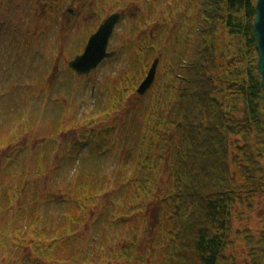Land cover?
<instances>
[{
    "label": "rangeland",
    "instance_id": "obj_1",
    "mask_svg": "<svg viewBox=\"0 0 264 264\" xmlns=\"http://www.w3.org/2000/svg\"><path fill=\"white\" fill-rule=\"evenodd\" d=\"M176 2L187 1L0 0V186L20 187L0 209V224L14 235L15 221L36 218L18 256L4 252L0 264H101L134 236L138 255L159 252L158 202L139 199L127 180L137 172L144 110L169 77V28L182 10ZM190 4L185 28L215 21L203 14L205 0ZM114 12L121 19L108 51L116 54L79 75L69 61ZM216 24L221 49L228 35ZM156 57L155 81L141 95L137 89ZM118 91L125 92L120 104ZM232 214L220 264H264V192L239 202ZM44 227L47 238L37 240ZM55 236L65 237L56 247L65 260L30 246H48ZM152 258L147 264H160Z\"/></svg>",
    "mask_w": 264,
    "mask_h": 264
},
{
    "label": "trees",
    "instance_id": "obj_2",
    "mask_svg": "<svg viewBox=\"0 0 264 264\" xmlns=\"http://www.w3.org/2000/svg\"><path fill=\"white\" fill-rule=\"evenodd\" d=\"M186 1L175 3L182 10L169 28V77L144 110L137 172L127 180L139 199L158 202L160 249L138 255L134 236L101 264H147L156 255L160 264H220L227 258L234 207L264 192L263 90L253 26L257 0H205L203 14L216 22L208 17L190 28L184 17L192 0ZM218 19L228 35L221 49ZM124 96L117 92L118 104ZM19 189L0 186V209L18 197ZM95 195L85 197L94 201ZM35 224L36 218L15 221L19 233L14 235L0 224V254L18 256L27 240L23 233ZM46 229L35 232L37 240L47 238ZM64 238L30 246L47 258L65 260L56 251Z\"/></svg>",
    "mask_w": 264,
    "mask_h": 264
},
{
    "label": "water",
    "instance_id": "obj_3",
    "mask_svg": "<svg viewBox=\"0 0 264 264\" xmlns=\"http://www.w3.org/2000/svg\"><path fill=\"white\" fill-rule=\"evenodd\" d=\"M71 11V10H70ZM121 19L120 12L110 14L93 33L85 46L83 53L77 54L69 61V66L79 75L89 74L96 69L106 58H111L116 54L115 50L108 51L110 38L114 32L116 24ZM254 31L256 35V47L258 51V72L261 76V87L263 90L264 109V0L256 1V16L254 19ZM159 57L152 63L146 77L139 85L137 91L144 95L152 86L156 78Z\"/></svg>",
    "mask_w": 264,
    "mask_h": 264
}]
</instances>
